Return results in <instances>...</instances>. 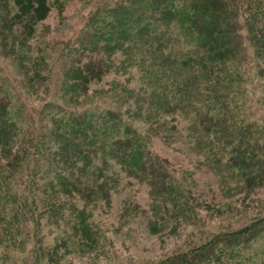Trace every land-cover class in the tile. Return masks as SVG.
Segmentation results:
<instances>
[{
	"label": "trees",
	"instance_id": "16d2710c",
	"mask_svg": "<svg viewBox=\"0 0 264 264\" xmlns=\"http://www.w3.org/2000/svg\"><path fill=\"white\" fill-rule=\"evenodd\" d=\"M71 1L0 0V255L23 249L31 264H66L71 239L46 244L42 219L75 215L73 197L104 196L117 171L147 186L155 229L213 206L154 138L192 143L226 186L264 182V0H96L42 46ZM155 264H264V214Z\"/></svg>",
	"mask_w": 264,
	"mask_h": 264
},
{
	"label": "rangeland",
	"instance_id": "374dc122",
	"mask_svg": "<svg viewBox=\"0 0 264 264\" xmlns=\"http://www.w3.org/2000/svg\"><path fill=\"white\" fill-rule=\"evenodd\" d=\"M95 1L89 0L85 5L84 0H72L64 12L65 18L57 10L53 11L45 21L51 31L46 34V40L39 41L42 46L79 28ZM2 61L14 81V57H5ZM261 84L262 81H255L258 97L264 93ZM30 101L34 103L33 98ZM152 148L167 157L174 170L185 173L186 182L194 190L195 203L208 202L213 206L197 209L196 218L190 222L176 220L172 224L170 220L168 223L174 225L173 229L167 230V226L155 229L150 224L151 219L155 220V209L147 186L136 177L117 171L108 183L111 188H106L107 199H103L102 193L98 199L73 197L78 204L75 215L70 208L63 217L48 214L42 219L41 234L46 244L61 236L71 239L72 250L63 257L66 264H155L165 255L184 250L191 242L201 241L214 231L237 228L264 214V182L254 183L251 188L247 185L252 184L249 180L232 178L225 179L230 183L226 186L209 169L206 158L195 152L192 143L187 141L175 140L168 144L157 137L152 141ZM7 251L9 254L1 252L0 264H31L29 251ZM40 264L49 263L41 261Z\"/></svg>",
	"mask_w": 264,
	"mask_h": 264
}]
</instances>
